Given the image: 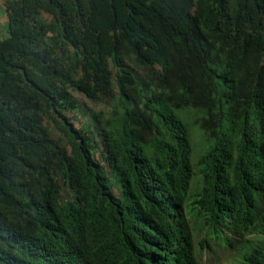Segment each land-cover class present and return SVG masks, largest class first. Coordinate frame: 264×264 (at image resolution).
<instances>
[{
	"label": "trees",
	"instance_id": "1",
	"mask_svg": "<svg viewBox=\"0 0 264 264\" xmlns=\"http://www.w3.org/2000/svg\"><path fill=\"white\" fill-rule=\"evenodd\" d=\"M6 9L0 264H197L185 217L201 215L216 234L255 225L264 0H10ZM122 51L150 68L145 81ZM73 92L112 103L110 115H92L96 131L67 119ZM241 264H264V249Z\"/></svg>",
	"mask_w": 264,
	"mask_h": 264
},
{
	"label": "rangeland",
	"instance_id": "2",
	"mask_svg": "<svg viewBox=\"0 0 264 264\" xmlns=\"http://www.w3.org/2000/svg\"><path fill=\"white\" fill-rule=\"evenodd\" d=\"M121 61L133 74L140 80L145 81L150 68L138 65L132 55L122 51ZM112 67V64H110ZM78 106L75 110L66 113L67 119L76 127L94 130L95 122L91 120L93 114L103 116L110 115L112 103L96 101L91 102L81 94L72 93ZM52 139L56 140L59 146L64 147L63 138L53 129L52 125L46 123ZM196 127L192 128V154L191 163L194 165V177L191 181L190 194H194L198 189L200 178L198 177L195 163L201 154L200 133L195 132ZM103 167L107 172L112 183L113 192L120 196L119 183L112 169L103 162ZM264 175V170H263ZM255 215L258 218L254 226L247 230H240L238 233L229 231L227 228H220L221 233L216 234L211 231L210 226L205 224V219L197 214L185 217V225L189 234L193 253L197 264H241L242 256L253 249H264V233L260 232L263 228L261 218L264 215V185L259 191L255 205Z\"/></svg>",
	"mask_w": 264,
	"mask_h": 264
},
{
	"label": "crops",
	"instance_id": "3",
	"mask_svg": "<svg viewBox=\"0 0 264 264\" xmlns=\"http://www.w3.org/2000/svg\"><path fill=\"white\" fill-rule=\"evenodd\" d=\"M10 0H0V39L8 35L9 18L6 9V4Z\"/></svg>",
	"mask_w": 264,
	"mask_h": 264
}]
</instances>
